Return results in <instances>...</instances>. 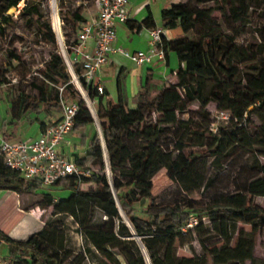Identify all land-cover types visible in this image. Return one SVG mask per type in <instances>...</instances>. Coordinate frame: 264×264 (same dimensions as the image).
I'll list each match as a JSON object with an SVG mask.
<instances>
[{"label":"trees","instance_id":"16d2710c","mask_svg":"<svg viewBox=\"0 0 264 264\" xmlns=\"http://www.w3.org/2000/svg\"><path fill=\"white\" fill-rule=\"evenodd\" d=\"M22 1L5 0L0 3L1 37L5 35L6 26H15L7 12L17 8ZM191 1L204 4L219 2ZM230 1L229 16L232 21L240 23L241 26L249 25L248 0ZM25 2L21 14L29 11L30 18L37 22V30L44 36V40L55 43L56 37L51 23L42 21L44 16L40 6L30 5V0ZM213 13V8L201 9L190 3H179L162 10V21L168 29L180 28L186 34L194 32L196 35L193 40H168L164 36L166 57L171 52L177 56V87H162L150 74L138 96L137 109H130L125 103L120 81L117 103L109 100L104 104L101 99L98 117L102 136L109 154L111 170L118 174L113 184L104 174L93 172L91 178L80 179L72 176L56 185L70 190L71 196L55 204L53 214H68L77 218L85 215L90 202L97 203L109 218L104 226L91 227V223L84 217L82 226L86 241L97 250H119L127 264H209L207 254L213 258L214 264H245L255 260L253 242L241 238L236 248H231L230 243L237 222H249L252 218H261L264 222V209L248 202L246 197L247 194L264 197V166L260 169L261 177L249 186L247 193L230 197L225 205L219 202L207 205L189 203L182 207L154 203L152 179L163 169L167 170V177L180 183L186 192L200 189L205 183L204 177L198 182L192 181V177L199 176L197 156L185 155L180 145L168 151L160 144L162 126L185 124L179 121L177 114L186 112L195 99L201 100L205 106L214 102L218 110L231 116L226 126L217 127L213 143L205 151L206 155L216 158L213 164L217 165L228 146L234 144L248 148L259 146L264 149V59L260 58V55L264 56V46H259L257 52L253 48L239 46L236 39L244 31L238 30L233 36L220 32L217 21L212 18ZM71 22L75 27H80L87 20L76 14ZM127 24L134 25L131 27L137 31L157 28L152 17L143 23H133L130 20ZM11 59L21 61L14 53ZM245 65L249 66L246 71L250 72L244 77L240 66ZM40 74L50 86L49 89L31 83L36 95L19 96V113L12 109L16 121L22 120L26 113L40 115L42 112L51 114L61 110V99L67 104L76 101L74 86L70 82L71 76L61 54H54L45 68L40 70ZM208 82L216 84L217 91L210 98H205L203 87ZM60 88L63 89L62 92ZM178 88L185 89L186 98L180 94ZM146 115L150 117L151 123L139 135V140L144 143L141 150H133L125 141L136 136L132 128L142 124ZM253 115L258 116L262 128L260 134L252 139L243 132L247 121ZM93 123L89 111L82 108L73 131ZM87 161L91 163L81 164L85 169L94 166L105 170L99 132L90 144ZM42 187L37 181H30L6 170L0 156V190L32 193ZM45 197L47 203L51 204L49 195ZM121 212L129 219L128 224L122 219ZM205 217L212 221V231L226 240V246L222 249L205 250L204 254L192 258H179L175 247L179 236L188 235L194 229L201 234L205 231V226L201 224ZM191 218H197L200 224L186 232L183 229ZM54 222L53 220L48 223V227L41 233L25 242L14 241L0 231V245L5 243L8 246V258L12 260V264H63L59 252L64 249V234L53 227ZM133 237L140 240L144 250Z\"/></svg>","mask_w":264,"mask_h":264},{"label":"rangeland","instance_id":"374dc122","mask_svg":"<svg viewBox=\"0 0 264 264\" xmlns=\"http://www.w3.org/2000/svg\"><path fill=\"white\" fill-rule=\"evenodd\" d=\"M96 0H30V5H39L43 13V20L50 22L52 31L56 37L55 43H47L44 36L37 30V22L29 16V11L21 14L26 5L23 0L17 8H13L7 12L11 16L15 26H6L5 35L0 36V91L2 111L11 115L13 119L14 108L19 113L20 106L18 99L20 95L31 94L36 95L32 89L31 83H36L48 87V83L40 74V70L44 69L50 58L56 54H62L65 46L70 49L77 40L78 32L81 28L75 27L71 19L76 14L82 15L88 20L95 13ZM184 1V0H183ZM5 2V0H0ZM186 4H191L201 9L213 8L212 18L217 21L220 32L228 36H233L238 30L244 31L236 43L245 48H253L255 52L258 47L264 46V0H248L249 25L241 26L235 23L229 16L231 8L230 0H219L218 4L212 2L204 4L202 2H192L186 0ZM194 32L188 39H195ZM16 54L21 61L12 60L11 55ZM260 58L264 59L263 55ZM248 65L240 66L243 75L250 72ZM244 83V81H243ZM177 82L169 83L168 87H177ZM114 100L116 84L115 80L108 84ZM180 94L186 98L184 88H178ZM203 91L205 98H210L217 91V85L208 82ZM194 96V93H192ZM2 102V103H1ZM100 110V106H99ZM222 111L217 109L214 102H210L207 106L199 99L188 107L186 112H178L179 121L185 124H177L175 126H162V135L160 144L164 149L172 151L178 145L183 147L185 155L193 154L199 158L197 172L199 176L192 177L193 182H198L201 177L205 178V183L200 189L186 192L182 185L177 181H172L167 177V170H161L153 179L154 193L156 205H180L182 207L189 203L198 205H207L212 202H219L222 205L228 203L230 197L235 195H244L247 193L249 186L261 177L260 169L264 166V149L259 146L253 148L243 147L234 144L228 146L225 154L219 159L217 165L213 164L215 157L206 155L205 151L212 145L215 131L218 126H226L227 121L221 118ZM33 122V116L27 114L24 116L22 123ZM180 122V123H181ZM151 123L150 117L146 115L145 121L132 129L135 133L133 139H126V144L133 150H141L144 142L139 140V135L143 129ZM215 124L216 126H213ZM101 128V126H100ZM262 123L257 115L251 116L245 125L243 134L249 138H256L261 131ZM214 129V130H213ZM99 132V131H98ZM103 161L105 170L100 167H94L99 175H105L109 182L113 184L116 175L111 170L110 158L106 145H102ZM177 155V153H176ZM191 185V184H190ZM247 201L253 202L264 209V197L253 196L247 194ZM54 211V210H53ZM46 217L52 218V208L45 214ZM86 217L91 223V227H102L108 221L109 215L97 203L90 202L89 208L85 215H79L68 223V218H54L53 227L59 229L64 234V242L69 237H74L77 246L69 254L64 249L59 252L63 264H90L85 251L87 241L83 233L82 221ZM121 217L126 224L129 219L123 212ZM70 224V227H69ZM200 222H198V225ZM202 225L205 231L201 234L195 229L193 232L185 236H179L176 243L177 256L179 258H192L195 255L204 254L205 250L222 249L226 246V240L212 231V221L208 217L203 218ZM236 231L230 243L231 248H236L241 238L249 240L254 244V261H247L245 264H264V222L261 218H252L249 222H237ZM190 228L185 231H189ZM140 245L138 238L133 237ZM141 246V245H140ZM101 254L96 255V264H127L125 258L117 249H103ZM5 251L0 249V255L5 256ZM209 264H214L213 258L207 254Z\"/></svg>","mask_w":264,"mask_h":264},{"label":"crops","instance_id":"0c3cea01","mask_svg":"<svg viewBox=\"0 0 264 264\" xmlns=\"http://www.w3.org/2000/svg\"><path fill=\"white\" fill-rule=\"evenodd\" d=\"M186 0H131V20L133 23H143L149 17H152L155 27L164 30V36L168 40H176L190 37L192 32L184 33L180 28L170 30L166 23L162 21V10L172 5L185 3ZM97 15L95 13L87 20L90 22ZM86 22V23H87ZM130 24L117 25V40L114 43V48H123L128 52L134 53L137 51H147L149 49L150 33L147 28L137 31ZM193 40V39H191ZM94 41L88 44V51H93ZM178 68L177 56L174 53L169 55L164 60L156 59L148 65L138 66L128 59L123 54L116 52L110 58L109 63L103 68L101 78L105 86V95L99 101L105 104L111 100L117 103L119 100L118 81L121 82L123 99L130 109L138 108V96L144 86L147 77L151 74L153 78L159 82L160 86L168 87L169 83L177 82L176 71ZM115 80L116 100L112 97L113 92L108 88V84ZM155 96V94H153ZM1 99V91H0ZM2 103V102H1ZM100 103V102H99ZM99 111V104L97 106ZM31 114L33 122L22 123L24 116ZM22 120L16 121L10 119L11 115H7L2 111L0 104V138L10 142H19L28 138H36L41 135L43 128L46 125L58 122L62 118V109L53 111L51 114L42 112L40 115L32 113L24 114ZM36 116H39L37 118ZM98 127L96 123L81 127L75 132L73 131L62 145V151L66 152L69 157L81 164L91 163L87 161V153L92 140L94 139ZM83 167V166H82ZM84 168V167H83ZM90 169H94L91 166ZM96 172V171H95ZM45 195H49L52 200L51 204L46 201ZM71 196V191L60 186L42 187L35 192L25 193L16 192L13 190H0V231L14 241L25 242L30 238L41 233L48 227V223L55 220L54 218H68V223L73 219L68 214H53L54 205L61 200L68 199ZM52 208V218L46 217V213ZM70 227V224H69ZM77 246L74 237H69L64 242V250L71 253ZM88 251L85 255L90 264H96V255L101 254V250L95 249L90 244L85 245ZM0 249L5 251V256L8 258V246L4 243L0 245Z\"/></svg>","mask_w":264,"mask_h":264},{"label":"built area","instance_id":"2783aa9c","mask_svg":"<svg viewBox=\"0 0 264 264\" xmlns=\"http://www.w3.org/2000/svg\"><path fill=\"white\" fill-rule=\"evenodd\" d=\"M95 7L97 15L81 26L77 40L70 49L65 46L61 54L71 76L70 82L74 86L76 101L67 104L61 99L62 118L56 123L46 125L39 137L19 142L0 138V156L4 168L30 181H37L44 187L56 186L59 181L72 176L80 179L91 178L95 172L73 161L62 151V145L73 132L82 108L89 111L104 145L97 106L105 94V86L100 75L111 56L119 52L138 66L166 58L163 46L164 30L158 27L149 30L150 46L147 51L131 53L123 48H114L117 25H125L131 20V0H96ZM90 41H94L92 52L88 51ZM62 90L60 88L61 92ZM221 118L228 122L231 116L222 112ZM198 222L197 218H191L183 230L194 228ZM0 264H12V260L0 255Z\"/></svg>","mask_w":264,"mask_h":264},{"label":"water","instance_id":"95a60500","mask_svg":"<svg viewBox=\"0 0 264 264\" xmlns=\"http://www.w3.org/2000/svg\"><path fill=\"white\" fill-rule=\"evenodd\" d=\"M140 245H141V248L144 250V246H143V244L141 243ZM147 259H148V258H147ZM148 261H149V259H148Z\"/></svg>","mask_w":264,"mask_h":264}]
</instances>
